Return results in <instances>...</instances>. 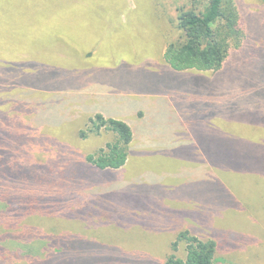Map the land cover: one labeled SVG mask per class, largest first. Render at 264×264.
Instances as JSON below:
<instances>
[{"label": "rangeland", "instance_id": "obj_1", "mask_svg": "<svg viewBox=\"0 0 264 264\" xmlns=\"http://www.w3.org/2000/svg\"><path fill=\"white\" fill-rule=\"evenodd\" d=\"M236 1L243 12L264 7ZM183 2L0 0V49L14 61L0 85V162L21 201L0 214V264H165L183 231L215 240L216 264H264V159H229L248 138L264 140L238 101L251 93L264 26L218 71L172 70L163 52L180 35ZM73 3L84 13L70 14L80 13ZM43 8L68 27L41 26L57 17ZM103 84L147 112L128 117L133 140L119 168L88 158L110 131L81 137L96 110L86 88ZM175 253L186 256L184 240Z\"/></svg>", "mask_w": 264, "mask_h": 264}, {"label": "trees", "instance_id": "obj_2", "mask_svg": "<svg viewBox=\"0 0 264 264\" xmlns=\"http://www.w3.org/2000/svg\"><path fill=\"white\" fill-rule=\"evenodd\" d=\"M261 1L264 5V0ZM75 3L81 4L79 1ZM74 5L73 3L67 6V9H70V12L75 9L80 13L71 12L70 14L84 13V6L78 8ZM45 8L41 10V13L54 14L57 17L55 19L41 18V26L68 27L67 24L62 26L57 21L61 13L57 11L46 12L47 8ZM176 10L177 28L180 35L176 40L168 42L164 58L177 71L197 69L215 72L220 70L224 67L231 49L241 47L244 39L249 36L248 31L252 28L257 29L264 26L263 23L256 21L258 16L262 12L264 13V7L259 13L251 10V8L243 12L236 0H184L181 5L177 4ZM245 15H248L247 20ZM79 38L75 37L76 40ZM5 54L0 49V85H2L1 82L5 81L2 74L6 70H11L14 63V61H5L3 58L13 60ZM260 61L263 64L262 66L259 64ZM33 63L36 64L34 61ZM256 68L257 71L252 69L253 71L249 72L248 80L245 82L251 88V93L247 91L244 92L245 94H239L238 101L240 102V99L244 97L245 114L248 115L247 122H250L252 117L256 116L258 122L256 126L264 127V84L258 81L264 79V53L259 55ZM260 84L261 87H258ZM246 85H244L245 88ZM37 115L38 113L35 114L36 120ZM86 126L81 131V137L83 138H86L89 133L98 134L102 129L113 134L110 141L106 142L95 154L88 156L92 163L100 168H119L126 164L130 144L133 140V130L128 122L98 113L89 118ZM0 132L2 134V130ZM233 145L235 143L231 146ZM230 150L229 159H264V140L260 142L249 140L247 144L233 147ZM11 167L7 164L5 168L0 162V214L5 213L3 210L21 203L19 193L16 192L12 184V177H14L15 172L12 171L13 168ZM180 240H184L186 244L185 257H179L175 253ZM216 248L217 243L215 240H205L183 231L179 234L177 240L173 242V253L167 257L165 264H216Z\"/></svg>", "mask_w": 264, "mask_h": 264}, {"label": "crops", "instance_id": "obj_3", "mask_svg": "<svg viewBox=\"0 0 264 264\" xmlns=\"http://www.w3.org/2000/svg\"><path fill=\"white\" fill-rule=\"evenodd\" d=\"M165 48H166V45H165ZM165 48H164V52H165ZM164 52H163V58H164ZM162 62L167 68H171L173 70V68L167 63L165 59H163ZM97 87L98 88L95 89L96 91L92 90V88H86V91L88 93L89 92L91 93V91L93 92L92 93L93 96H88V97L93 100H96V110L94 113H91L92 115L99 113L106 117H115L118 119H122L128 122L131 128H132V122L128 118L130 117V115L134 114L135 116H138L141 120H143L146 117L147 115V112H145L146 109L143 104H139V103L137 104L138 102L137 99H131L129 101L128 98H126L124 94H115L113 92L107 91L109 89L108 88L104 89L106 87L105 84L101 86L97 85ZM147 101H148L147 105H151V106L158 105L157 103L158 101L154 98H148ZM165 101H168L171 103V100L169 98L168 100H166V98H164V100H160V103L165 102ZM156 131L166 132V129L164 127H161L160 125V127L158 126L156 128ZM248 140H251V139L248 138ZM256 142H260V141H256Z\"/></svg>", "mask_w": 264, "mask_h": 264}]
</instances>
